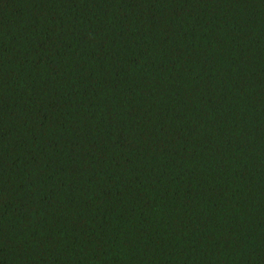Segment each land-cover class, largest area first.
<instances>
[{
    "label": "trees",
    "instance_id": "trees-1",
    "mask_svg": "<svg viewBox=\"0 0 264 264\" xmlns=\"http://www.w3.org/2000/svg\"><path fill=\"white\" fill-rule=\"evenodd\" d=\"M0 264H264V0H0Z\"/></svg>",
    "mask_w": 264,
    "mask_h": 264
}]
</instances>
